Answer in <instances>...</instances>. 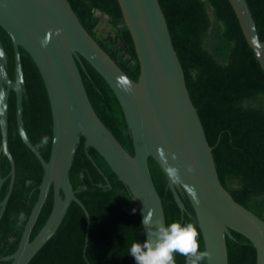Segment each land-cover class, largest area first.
Segmentation results:
<instances>
[{"label": "water", "instance_id": "obj_1", "mask_svg": "<svg viewBox=\"0 0 264 264\" xmlns=\"http://www.w3.org/2000/svg\"><path fill=\"white\" fill-rule=\"evenodd\" d=\"M114 3L119 29L136 65V79L127 76L96 43L67 0H0V27L9 37L13 52L10 78L0 42V218L14 179L6 143L9 91L15 97L17 134L40 163L27 206L17 216L18 226L0 264H27L54 233L71 201L85 216L86 240L88 215L75 196L84 186L73 189L68 178L80 137L85 152L93 148L127 188L137 206L144 240L148 228L142 221L147 211L153 213V221L165 225L161 201L147 167L150 157L180 214L185 210L180 196L189 202L202 250L211 254L205 264H227L225 236L230 237L229 230L246 242L248 264H264V221L235 202L219 182L211 147L188 96L158 1ZM222 7L239 59L264 72V39L257 36L246 1L222 0ZM45 40L46 45H42ZM18 46L37 67L49 103L51 139L43 158L37 150L39 144H32L23 129L24 88ZM80 57L115 95L129 131L132 154L91 107L77 67L84 69ZM189 166L192 171H188ZM169 168L176 170L175 175L169 174ZM29 183L25 181V185Z\"/></svg>", "mask_w": 264, "mask_h": 264}, {"label": "trees", "instance_id": "obj_2", "mask_svg": "<svg viewBox=\"0 0 264 264\" xmlns=\"http://www.w3.org/2000/svg\"><path fill=\"white\" fill-rule=\"evenodd\" d=\"M67 1L96 43L127 76L136 79V65L119 29L114 0ZM157 1L188 96L211 147L219 182L235 202L264 221V72L239 59L224 21L222 0ZM245 1L257 36L264 39V0ZM96 11L106 15L110 24V31L103 36L95 34ZM0 42L7 56L6 72L12 78V45L1 27ZM18 53L24 88L23 129L32 144H39L37 150L43 158L51 139L49 103L31 57L19 46ZM80 60L84 69L78 64L77 67L91 107L120 145L132 154L129 131L115 95L102 77L83 58ZM45 139L47 142L42 143ZM82 141L80 137L68 178L73 189L84 186L75 196L88 215L86 240L85 216L71 201L54 233L27 264H135L128 254L130 246L144 241L137 206L102 157L91 147L85 152ZM6 143L14 164V179L0 218V257L17 228L18 214L27 206L40 164L17 134L12 91L7 96ZM147 167L161 201L165 225L191 222L197 228L186 197L180 196L185 208L180 214L162 173L150 157ZM26 180L30 181L28 185ZM229 233L230 237L225 236L227 264H248L246 242L235 231ZM199 245L202 250L200 238ZM175 261L185 264L179 254Z\"/></svg>", "mask_w": 264, "mask_h": 264}, {"label": "clouds", "instance_id": "obj_3", "mask_svg": "<svg viewBox=\"0 0 264 264\" xmlns=\"http://www.w3.org/2000/svg\"><path fill=\"white\" fill-rule=\"evenodd\" d=\"M46 43L47 40L42 41V45ZM46 142V139L42 141ZM175 171L168 169L170 175H175ZM188 171H192L190 166ZM152 216L153 213L147 211L142 221L148 228V238L142 243L133 242L130 246L128 254L134 258L135 264H176V254L185 258V264H202L210 257L208 251L200 250V232L193 223L182 225L174 221L164 225L153 221Z\"/></svg>", "mask_w": 264, "mask_h": 264}, {"label": "rangeland", "instance_id": "obj_4", "mask_svg": "<svg viewBox=\"0 0 264 264\" xmlns=\"http://www.w3.org/2000/svg\"><path fill=\"white\" fill-rule=\"evenodd\" d=\"M94 15L97 17L98 21L95 27L96 36H103L110 31V24L106 15L96 11Z\"/></svg>", "mask_w": 264, "mask_h": 264}, {"label": "flooded vegetation", "instance_id": "obj_5", "mask_svg": "<svg viewBox=\"0 0 264 264\" xmlns=\"http://www.w3.org/2000/svg\"><path fill=\"white\" fill-rule=\"evenodd\" d=\"M16 226H18V220H17ZM1 258H3V256L0 257V261H1Z\"/></svg>", "mask_w": 264, "mask_h": 264}]
</instances>
